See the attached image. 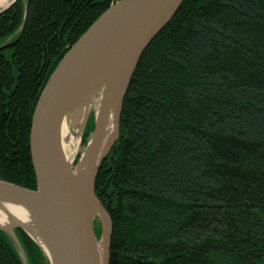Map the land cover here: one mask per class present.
Instances as JSON below:
<instances>
[{
    "label": "trees",
    "instance_id": "1",
    "mask_svg": "<svg viewBox=\"0 0 264 264\" xmlns=\"http://www.w3.org/2000/svg\"><path fill=\"white\" fill-rule=\"evenodd\" d=\"M116 1L16 0L0 13V180L36 189L39 93ZM92 130L90 114L83 145ZM94 191L112 224L108 264H264V0H182L139 57ZM14 233L22 253L0 230V264H50Z\"/></svg>",
    "mask_w": 264,
    "mask_h": 264
},
{
    "label": "water",
    "instance_id": "2",
    "mask_svg": "<svg viewBox=\"0 0 264 264\" xmlns=\"http://www.w3.org/2000/svg\"><path fill=\"white\" fill-rule=\"evenodd\" d=\"M181 2L117 0L67 50L39 93L28 141L36 189L0 180V196L42 214L54 254V260L48 256L51 264H108L112 224L95 196V176L117 137L120 107L139 57ZM107 86L109 91L102 95L94 114L84 180L79 184L60 150V126L72 100L82 102ZM111 104L116 106V134L104 147L105 113ZM96 216L101 222L100 240L93 229ZM14 228L27 233L18 222L0 230L10 233L18 245Z\"/></svg>",
    "mask_w": 264,
    "mask_h": 264
},
{
    "label": "bare ground",
    "instance_id": "3",
    "mask_svg": "<svg viewBox=\"0 0 264 264\" xmlns=\"http://www.w3.org/2000/svg\"><path fill=\"white\" fill-rule=\"evenodd\" d=\"M5 1L6 0H0V5H2ZM108 89L109 86H107L106 88H101L99 90L101 92V97L103 94H106L109 91ZM92 98L93 96L84 100L83 103L81 104L86 112L88 111L90 104L93 103ZM72 103L73 104H70L68 106L69 108H71V106H73L74 108L80 106V104L78 105L77 103H74L73 100ZM115 109H116L115 104H111L107 108V111L105 113L106 128H105L104 147H107L111 143V141L113 140L116 134L115 122L113 117ZM64 127H65L64 123H61L60 139L66 132ZM60 150L68 166L72 167L73 169V173H72L73 179L79 184L82 183L84 180V175L86 170V161L89 153V146L87 145L86 149L84 150L82 156L79 159V162L75 165H74V159L67 155L65 145H63L61 141H60ZM16 222L23 224L26 232L33 238V240L36 243H38L43 248L47 257L49 256L51 260H54V254L50 242L48 229L44 222L42 214L35 208L23 205L14 200L0 196V228L9 230L10 228H12V226H14ZM98 250L99 251L101 250L100 244H98Z\"/></svg>",
    "mask_w": 264,
    "mask_h": 264
},
{
    "label": "rangeland",
    "instance_id": "4",
    "mask_svg": "<svg viewBox=\"0 0 264 264\" xmlns=\"http://www.w3.org/2000/svg\"><path fill=\"white\" fill-rule=\"evenodd\" d=\"M11 1L12 0H6L2 5H0V10L3 7H5L7 4H9ZM100 97H101V92L99 91L93 96V98H92L93 100L91 99L93 103L90 104L87 112L85 111L84 107L81 105L83 103V101L78 102L77 104L78 105L80 104V106L79 107L77 106L76 108H74V107L69 108L66 111V114L62 120V123H64V126H65L64 129L66 130V132L64 133V135L62 136L60 141L63 143V145H65L67 155L74 159V165L79 162V159L82 156V154H83L84 150L86 149L87 144L90 140L92 132L89 134V140H88L87 144L83 145V140H82L83 131H84L85 124H86L87 119L90 116V114L91 115L93 114V120H94V114L96 113V111L98 109ZM96 219L99 221V224H100L99 225L100 234H99V238L97 239V240H100L101 232H102L101 222H100V219L98 218V216L95 217L94 221ZM13 233H14V229H13ZM94 233H95V230H94ZM8 234L11 236L10 233H8ZM14 235H15V233H14ZM13 242H14V240H13ZM17 243H18V245L16 244V242H14L16 247L22 253V249H21V246L18 242V239H17ZM100 251L102 252V250H100ZM49 262H50V260H49Z\"/></svg>",
    "mask_w": 264,
    "mask_h": 264
}]
</instances>
